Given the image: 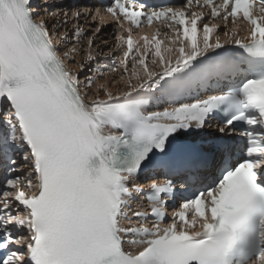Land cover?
<instances>
[{
	"label": "snow or ice",
	"instance_id": "1",
	"mask_svg": "<svg viewBox=\"0 0 264 264\" xmlns=\"http://www.w3.org/2000/svg\"><path fill=\"white\" fill-rule=\"evenodd\" d=\"M101 9L123 56L107 83L84 13L0 0V264H264V0Z\"/></svg>",
	"mask_w": 264,
	"mask_h": 264
},
{
	"label": "rangeland",
	"instance_id": "2",
	"mask_svg": "<svg viewBox=\"0 0 264 264\" xmlns=\"http://www.w3.org/2000/svg\"><path fill=\"white\" fill-rule=\"evenodd\" d=\"M75 11H77V10L69 8V11H68L69 16L71 17L72 13L75 12ZM61 19H63L62 16H61ZM79 24L81 25L85 35L82 36V38L80 39V44H77L76 46L80 47V45H83L84 48L87 50V40H88V35L87 34H90L91 32H93L95 30V26L97 24L95 23V25H92L91 24V19L90 18L86 19V17L83 16V15H82L81 19L79 20ZM98 25H100V24H98ZM72 27H73V21L71 19H69V23L67 25V28H68V30H71ZM103 33H105V32L103 31L101 36H105V34L103 35ZM105 40H107V42H108L107 44L102 43L99 39L97 40V47L100 49V51L96 52L95 49H93L94 54L97 55V61L93 62L91 64L90 68L86 69V72L89 75L96 76L97 77V82H101L99 80V77L101 75H103V82L107 83L108 81H111L113 79V77H117L118 78L120 75H122L121 73L123 72V70H122L121 66H120L119 70H117L116 72H111V71L104 72V69L101 70V67H102L101 64L103 62L101 58L103 56H108L109 52H112L113 50L117 51V53H118V49H119L117 47V44H115V43L113 44V42H112V43H110L111 45H108L109 44V39H105ZM72 43H75V37H73ZM117 53L114 54L115 57L116 56L118 57ZM82 59H83L82 55L76 57V64H75L76 69L79 67V63H80V61ZM98 69H99V71H98ZM129 69H131V63H129ZM106 73H108V74H106ZM118 82L120 84H122V81H118Z\"/></svg>",
	"mask_w": 264,
	"mask_h": 264
},
{
	"label": "bare ground",
	"instance_id": "3",
	"mask_svg": "<svg viewBox=\"0 0 264 264\" xmlns=\"http://www.w3.org/2000/svg\"><path fill=\"white\" fill-rule=\"evenodd\" d=\"M145 35H147V34H145ZM143 36H144V35H142L141 38L139 39L141 44L143 43V40H142V37H143ZM166 44H167V43H166ZM166 44H165L164 46H166ZM105 83H106V82H105ZM118 83H119V82H118ZM113 90L115 91L116 88L114 87Z\"/></svg>",
	"mask_w": 264,
	"mask_h": 264
}]
</instances>
